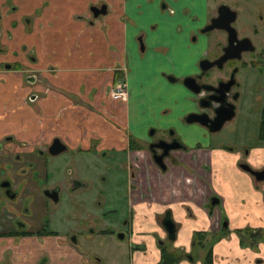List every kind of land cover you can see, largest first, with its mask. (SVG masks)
Returning a JSON list of instances; mask_svg holds the SVG:
<instances>
[{"label":"crops","instance_id":"obj_1","mask_svg":"<svg viewBox=\"0 0 264 264\" xmlns=\"http://www.w3.org/2000/svg\"><path fill=\"white\" fill-rule=\"evenodd\" d=\"M11 2L17 10L8 14L6 0H0V180L8 178L27 203L23 220L25 232L30 233L39 228L44 216L35 148L57 137L70 148H87L96 141L99 149L123 150L128 138L144 139L149 126L176 125L184 113L173 103L178 90L160 73H174L181 65L192 69L203 56V38L193 44L189 32L203 24L210 1ZM162 2L172 13L160 10ZM99 3L107 5V13L90 23L88 7ZM239 15L243 30L246 16ZM259 23L263 30L256 36L258 43L261 37L264 41V20ZM139 32L144 33V51L137 49ZM19 65L21 69H15ZM123 66L128 99L118 105L108 101L105 92ZM29 72L44 82V94L38 82H25ZM32 93L35 101L26 103ZM101 102L110 113L106 117L98 114ZM189 129L198 132L185 140L198 158H183L168 174L160 175L146 153L137 152L145 166L138 174V190L130 193L123 225L126 247L120 256L127 264H158L156 241H167L160 222L168 211L175 227L169 249L180 258L177 264H203L207 250L204 264H264V243L251 248L249 240L236 233L264 228V180L257 182L239 167L246 163L253 170H264V145L243 144L229 152L219 142L201 141L199 128ZM196 141L201 145L198 150ZM211 196L219 203L209 208L210 214ZM3 201L0 193L1 206ZM221 219L227 222L223 232L218 230ZM193 239L202 245L193 248ZM64 240L59 235L0 238V264H35L40 257L45 264H101L100 257L89 260ZM181 249L191 252L194 261L182 259Z\"/></svg>","mask_w":264,"mask_h":264},{"label":"flooded vegetation","instance_id":"obj_2","mask_svg":"<svg viewBox=\"0 0 264 264\" xmlns=\"http://www.w3.org/2000/svg\"><path fill=\"white\" fill-rule=\"evenodd\" d=\"M9 1V5L4 4V7L7 8V11H11L14 13L17 8L13 5L11 0H6V2ZM209 12L208 16H206L205 21L203 24H201L199 27L192 30L190 33V42L193 44H196L198 39L203 38L205 51L202 57H200L195 63L192 69L188 68L187 71V65H181L177 68L183 76L182 77H176L174 73H160V78L163 79L168 85L176 86L177 99L173 101L174 106L177 111L184 112L182 116L178 118V124L174 126H168L166 128H159L156 126H149L145 131V137L144 139H131L128 138V145L127 148L123 150H111V149H99L98 145L99 143L96 141L90 142L89 146L87 148H83L81 146H77L75 148H70L67 144H65L62 140H60L57 137H53L48 144H44L43 146L40 145L39 147L35 148V156L38 158V167L40 168V178L38 180V183L41 185V193L40 198L44 201V208L46 201L56 203L58 201V194L60 192V187L57 185H53L51 187H47L45 182L48 179L47 178V170H46V164L47 161L45 159V155H48L50 157H54L59 155L63 152H77V153H89L93 154L94 156L98 153L99 155L102 153V151H107L113 154V157L116 156H123L124 159V165L127 169V174L129 176V179L127 180V187L125 192V198H126V205L128 207V204L130 202V193L136 192L138 190V174L142 168H144L143 163V157L137 152H144L147 156V161L150 162L151 166L156 169L160 175H165L170 172V168L174 166L176 163L180 162L183 158L187 159H196L198 156L196 154L192 153V148L188 147L186 144L187 142L185 140L186 137H195L198 133L195 130L189 129L191 126H195L196 128H199L201 130L199 136L201 140H211V136L219 132L223 126L233 120V118L238 114V109L236 107L237 102H240L241 94L238 91L240 87V82L237 80V76L241 73L244 76L245 83L251 84L252 92H249L251 95L255 96V101H259L262 99L264 103V41L263 37H261L262 40L256 39V36H259V33L263 30L260 27V21L264 20L262 17L264 13V1H257V0H246V1H236V0H227L226 2H219V3H212V0H209ZM102 5L105 6V14L107 13V5L105 3H99L95 5H90L88 7V16H89V22L93 23V21L98 20L100 17H103V15H98L97 17L93 18L92 13L90 12V7H96L100 8ZM226 6L231 12L234 13V19L229 22L228 26L231 27L234 30V33L236 35V40H242L247 39L249 41L248 47H251L252 49L241 51L240 53H236V50H232L228 56H233L232 58H226V59H220V57L224 56L225 49L228 47V35L227 32L221 29H212L210 31L202 32L209 24L210 20L213 18L218 17V8L220 6ZM168 11V13H172V10L168 8V5L165 2H162L160 4V10ZM243 13L244 16H246V22L243 25V30L239 28V22L237 23V20L239 18V14ZM256 16V19L251 22L249 21V18ZM195 19V18H194ZM244 20V18H243ZM252 20V19H251ZM25 21H28L25 19ZM222 23V21H220ZM250 22V23H249ZM259 23V25H258ZM237 24V25H236ZM153 29L156 28V24H153ZM136 45L137 49L139 51H144L145 45H144V33L139 32L136 37ZM205 60L207 63H213L210 67L206 68L205 70H201L199 63L201 61ZM218 60V63H214ZM204 66V65H203ZM2 67H7V65H4ZM14 67V66H12ZM16 67V66H15ZM14 67V68H15ZM15 69H21V66H17ZM126 67H121L118 69V71L115 74V77L113 78V81L106 89V98L110 102H115L118 105L125 103L128 99V89H127V81H126ZM186 78H191L194 81V87L198 88V93H193L190 91L184 84L183 81ZM25 82L27 84H34L36 82L41 85L42 91L41 94H44V85H42L44 82L38 77L37 73H28L24 77ZM118 92V96H114V94ZM37 94V93H36ZM35 93H32V95L28 96L26 98V103H33L36 99ZM261 97V99H260ZM102 107V112L100 114L102 117L108 116L110 113L108 110L104 109L105 105L103 102L99 103ZM36 110V109H35ZM38 111V110H36ZM224 112H228L230 114L232 112V115L230 118L222 123L220 128L215 132H209V123L206 125H199L198 123H188L187 117L191 114H197V115H205L206 118L209 120H213L215 117L219 116L220 114H224ZM264 128V107L260 109L258 113V120H257V132L255 135V139L252 142L251 145H254L255 143L263 144L264 145V132L261 130ZM263 134V135H262ZM6 139H11V137H8ZM54 139H58L60 144L64 146V150L56 155H50L48 152V148L51 145L52 141ZM197 148L195 150L199 149V146L201 147L200 143L196 141ZM220 145H222L227 151L231 152L234 148V145H227L224 143L219 142ZM199 145V146H198ZM175 147V148H174ZM246 147V145H245ZM249 147V146H247ZM245 153L248 151V149H244ZM160 157V158H158ZM240 169H242L244 172L250 174L247 170L254 172L262 173V179L256 180L253 175L254 180L257 182H260L264 180V170H253L250 168L246 163H241L239 165ZM146 170L149 169L148 167L145 168ZM37 173V172H36ZM100 178V177H99ZM101 179V178H100ZM44 181V183H40ZM64 187H66L69 191H74L77 189H83L86 187V184L77 179V178H71L68 181V184H66ZM55 192L56 195V201H53V199L46 196V192ZM0 193L2 198L4 199L3 205H0V216L1 220L5 222V224L0 225V238L4 237H23L26 235H35V236H53V235H59L56 231L50 230L47 226V221L42 219V223L40 224L39 228L35 230L34 232H25V224L23 217H25L26 212V205L27 203L24 202L23 196L19 195L18 192L15 191L14 187L12 186V183L8 180V178L3 177L0 180ZM217 200L216 203L211 204ZM4 203L6 206H4ZM219 203V200L216 196H211L208 200V211L210 213V209L214 206H216ZM4 206V207H3ZM3 207V208H2ZM8 207V208H7ZM23 209L21 210V208ZM210 208V209H209ZM22 211L19 215H16V211ZM110 213V210L108 211ZM211 214V213H210ZM170 218V214L168 211H166L163 215V218L160 222V225L163 228L162 222L165 220V218ZM44 218V216H43ZM127 218L123 219L118 223L116 226L114 223H106L107 228H115L116 232H119L116 235V238L118 240H122L125 237V234L123 232V225L125 224ZM172 222V220H171ZM10 225H9V224ZM174 225V223L172 222ZM90 234H94L95 230L92 225H90ZM218 230L221 232L225 231L227 229V222L225 219H221V221L218 224ZM164 229V228H163ZM107 233L111 232L109 229L105 230ZM165 231V230H164ZM175 231V227H174ZM166 233V232H165ZM237 234H240L242 238L247 239L246 242L249 244L251 248L255 247L257 243L261 242L264 243V228L263 229H252V228H243L242 230H237ZM23 235V236H22ZM60 236V235H59ZM111 236V235H109ZM63 237V236H62ZM77 234H73L68 236L67 238L64 237V241L69 246H74L78 251L83 253L89 260H93L97 258L98 256H92L87 255L81 247L78 246V240H77ZM166 238L168 243H172L174 240V235L172 239H169L166 234ZM158 242V249L160 250V261H161V250L164 248L169 252L170 246L166 247V241H160ZM200 240H192L191 245L193 248H198L199 245H202L200 243ZM206 250V249H205ZM174 251V250H173ZM181 255L182 259L187 260L189 262H193L194 258L192 256V253L190 252H183L182 249L178 253ZM208 250L205 251V258L202 259V263H206L208 259ZM178 262V261H177ZM173 263V264H177ZM35 264H45V258L40 257L38 261Z\"/></svg>","mask_w":264,"mask_h":264},{"label":"rangeland","instance_id":"obj_3","mask_svg":"<svg viewBox=\"0 0 264 264\" xmlns=\"http://www.w3.org/2000/svg\"><path fill=\"white\" fill-rule=\"evenodd\" d=\"M226 1L212 0V3ZM6 5H9V1ZM7 13L12 14L9 10ZM251 19V22L254 21L256 16ZM188 68L187 66L185 71ZM174 75L183 76L177 70ZM237 80L240 82L238 91L241 94L240 102L236 104L238 114L211 136V140L208 139L211 145L221 142L237 148L243 144L247 147L251 146L255 139L258 113L264 103L261 97V100L255 101V96L249 93L252 92L251 84L245 83L243 74L240 73ZM44 157L47 161L46 186L60 187L58 201L55 204L46 201L45 204L43 219L47 221L48 228L65 238L77 234L78 246L86 251L87 255L100 257L101 264H127L126 258L120 256V252L126 247V239L118 240L116 235L119 232H116L114 227L106 226V223H114L116 226L127 216L125 192L129 176L123 156L113 157L112 153L102 151L100 155L97 153L95 156L89 153L63 152L54 157ZM71 178L83 181L86 187L69 191L64 186ZM109 208L115 209L116 213L108 212ZM90 225L94 227V234L89 233ZM108 229L110 233L105 231ZM170 245L172 243L166 241L165 246Z\"/></svg>","mask_w":264,"mask_h":264},{"label":"water","instance_id":"obj_4","mask_svg":"<svg viewBox=\"0 0 264 264\" xmlns=\"http://www.w3.org/2000/svg\"><path fill=\"white\" fill-rule=\"evenodd\" d=\"M89 10L92 13L93 18L97 17L98 15L105 14L104 5H102L99 9L96 7H90ZM217 13H218V17L211 19L210 24L204 30H202V32L210 31L212 29H221L227 32L228 47L225 49L226 53L224 54V56L220 57L219 60L226 59V58H232L233 56L232 55L228 56V54L234 49L236 50L237 54L240 53L241 51L252 49L251 47H248L249 41L247 39L236 40V35L234 33V30L228 26L229 22H231L234 19V13L231 12L226 6H223V5L218 8ZM220 21H222V23ZM214 63H218V60L215 61ZM212 64L213 63H207L205 60H203L199 63V66L201 70H205L206 68L210 67ZM183 84L193 93L195 94L198 93L199 89L194 87L193 79L186 78L183 81ZM231 115H232V112L230 114H228V112L227 113L224 112V114L223 113L220 114L219 116L215 117L213 120H209L203 114L201 115L191 114L187 117L186 121L188 123H198L199 125H206L207 123H209L210 124L209 132H215L220 128V126L222 125L224 121L230 118ZM63 150H64V146L60 144L58 139H54L48 148V152L50 155H56L62 152ZM247 171L250 172V174L253 175L254 178L258 181L263 178L262 173L250 171L249 169ZM45 194L47 197L53 199V201H56L55 192L53 191L50 193L46 192ZM216 202L217 200H215L211 204H214ZM162 225L167 234V237L169 239H172L174 235V225L172 224L169 217L165 218V220L162 222Z\"/></svg>","mask_w":264,"mask_h":264},{"label":"trees","instance_id":"obj_5","mask_svg":"<svg viewBox=\"0 0 264 264\" xmlns=\"http://www.w3.org/2000/svg\"><path fill=\"white\" fill-rule=\"evenodd\" d=\"M261 131L264 132V128ZM161 252L162 253H161L160 264H173V263H176L177 261H179V259H180L178 256L172 255L169 251L166 252V250L164 248L161 250Z\"/></svg>","mask_w":264,"mask_h":264},{"label":"built area","instance_id":"obj_6","mask_svg":"<svg viewBox=\"0 0 264 264\" xmlns=\"http://www.w3.org/2000/svg\"><path fill=\"white\" fill-rule=\"evenodd\" d=\"M119 94H118V92H116L115 94H114V96H118Z\"/></svg>","mask_w":264,"mask_h":264}]
</instances>
